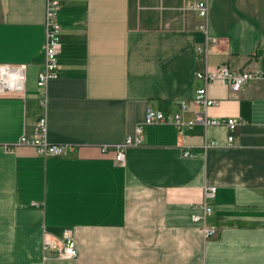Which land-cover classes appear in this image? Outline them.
Returning a JSON list of instances; mask_svg holds the SVG:
<instances>
[{
  "label": "crops",
  "instance_id": "0c3cea01",
  "mask_svg": "<svg viewBox=\"0 0 264 264\" xmlns=\"http://www.w3.org/2000/svg\"><path fill=\"white\" fill-rule=\"evenodd\" d=\"M207 4L217 42L203 58L202 19L185 0H59V68L42 106L45 0H0V72L23 76L20 91L0 87V264L40 262L43 232L64 230L77 255L50 252L43 264H264V80L231 92L195 76L220 63L264 72V0ZM200 86L218 101L206 116L234 118L231 130L146 124L123 164L101 150L133 136L147 107L177 112ZM40 116L43 138L74 146L69 154L17 144ZM202 202L217 228L207 238L191 218Z\"/></svg>",
  "mask_w": 264,
  "mask_h": 264
},
{
  "label": "built area",
  "instance_id": "2783aa9c",
  "mask_svg": "<svg viewBox=\"0 0 264 264\" xmlns=\"http://www.w3.org/2000/svg\"><path fill=\"white\" fill-rule=\"evenodd\" d=\"M185 6L187 9L194 11L198 17L202 19V22L198 24V28L203 32V40L195 45V52L200 57L205 58L208 47L217 42V38L210 35L207 30L206 16L208 12L207 0H185ZM58 10L59 0H45V12H44V41L40 48V53L43 56L42 68L37 72L36 85L39 90L40 105H44V88L46 82L57 76L58 61L57 56L60 51L61 36H60V24L58 22ZM261 61L264 62V50L260 54ZM24 65L20 64L17 67L22 68ZM195 76L199 79L208 82L213 79H218L224 82L231 92H236L242 88V86L254 77H260L264 80V72L260 70H233L225 63H220L210 69L204 71L195 72ZM5 84L9 85L13 90L20 91L23 88V76L20 74H14L12 78H5L0 72V87ZM216 99L210 98L204 86H200L195 89L194 95L189 100H180V110L174 113L165 114L160 110L147 107L145 110L143 121L136 125L134 128V135L127 136L120 144L111 146H100L102 151L111 149L114 152V162L117 164L124 163V151L127 146L133 144H139L142 142V125L146 124H159V123H173L178 132H182L184 128H190L193 124L200 122L202 124H218L225 122L228 129H232L236 120L234 118H227L225 121L218 118H208L205 114V108L210 105L217 104ZM189 104L192 105V116L188 119L183 118V112L187 110ZM202 108V110H198ZM45 119L43 116L37 118L35 122V131L31 136L22 134L17 140V144H25L34 147L37 154L43 157L49 156H64L69 154L74 146L70 144L49 143L44 138L45 132ZM232 139L228 136V140ZM187 153V152H185ZM214 187H209L206 193L212 194ZM200 212L192 214L191 218L195 222L200 223V230L204 238L213 236L217 228L208 223L207 218L212 213V208L206 202H202L199 206ZM41 261L34 262L33 264H43V261L50 257V252L53 256L69 259L77 255V248L68 230H64L60 238L53 236L47 232H43L41 238ZM203 264V263H199Z\"/></svg>",
  "mask_w": 264,
  "mask_h": 264
}]
</instances>
